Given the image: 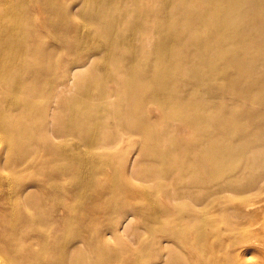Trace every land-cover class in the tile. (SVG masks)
<instances>
[{"label": "bare ground", "instance_id": "bare-ground-1", "mask_svg": "<svg viewBox=\"0 0 264 264\" xmlns=\"http://www.w3.org/2000/svg\"><path fill=\"white\" fill-rule=\"evenodd\" d=\"M0 259L264 264V0H0Z\"/></svg>", "mask_w": 264, "mask_h": 264}, {"label": "rangeland", "instance_id": "rangeland-1", "mask_svg": "<svg viewBox=\"0 0 264 264\" xmlns=\"http://www.w3.org/2000/svg\"><path fill=\"white\" fill-rule=\"evenodd\" d=\"M120 3L118 2V5H119ZM131 263H133V262H128L127 264H131ZM0 264H1V259H0ZM134 264V263H133Z\"/></svg>", "mask_w": 264, "mask_h": 264}]
</instances>
